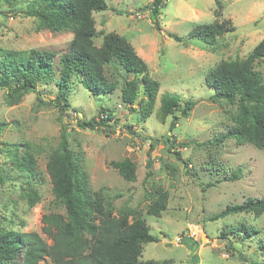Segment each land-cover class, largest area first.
Listing matches in <instances>:
<instances>
[{"label": "rangeland", "instance_id": "rangeland-1", "mask_svg": "<svg viewBox=\"0 0 264 264\" xmlns=\"http://www.w3.org/2000/svg\"><path fill=\"white\" fill-rule=\"evenodd\" d=\"M105 1L106 9L92 14L95 28L125 37L146 62L149 76L159 83L152 113L142 119L137 111H129L120 99L119 86L110 93L92 94L81 82L74 81L69 92L71 106L64 113L53 104L37 101L55 97L54 81L37 86L38 92H27L12 103L0 89V121L5 123L0 130V228L35 231L50 243L42 231V216L63 209L54 201L45 164L64 130L70 147L81 152L90 189L103 188L104 201L111 203L115 215L123 208L138 210L150 233L158 237L156 242L144 243L142 260H170L169 264L264 263V212L259 216L242 212L209 219L227 205L239 204L248 197L264 199V150L232 138L215 143L214 138L232 124L229 115L236 108L213 101L215 90L205 83L211 67L221 60L244 59L264 37V0H218L221 7L215 0H164L155 20L145 10L153 0ZM27 3L0 0V48L47 49L59 57L72 33L38 29L36 19L22 13ZM216 10L220 12L217 17ZM214 19H229L233 30L212 43L188 36L195 25ZM168 33H175L187 44L175 41ZM94 42L98 45L101 37ZM255 68L264 76V60L255 63ZM123 76L119 72V84ZM165 92L178 94L181 103L195 102L188 116L178 118L171 130L172 115L164 122L159 115L160 98ZM102 109L111 116L104 122L108 126L89 129L78 125L79 118L101 122ZM167 135H171L169 139ZM26 147L35 157L36 175L25 180L11 158ZM124 158L136 165L133 181L122 178L111 166L112 161ZM233 171L238 179L223 180ZM159 189L168 192L166 209L160 217L147 215V204ZM31 201L34 204L30 205ZM240 222L259 233L243 241L235 234L220 236ZM187 230L192 234L190 243ZM229 239L236 248L233 256L224 246ZM38 264L54 263L45 258Z\"/></svg>", "mask_w": 264, "mask_h": 264}, {"label": "trees", "instance_id": "trees-1", "mask_svg": "<svg viewBox=\"0 0 264 264\" xmlns=\"http://www.w3.org/2000/svg\"><path fill=\"white\" fill-rule=\"evenodd\" d=\"M163 4L164 0H153L145 6L151 20H155ZM215 4L221 7L218 0H215ZM106 7L105 0H28L22 13L34 17L38 29H47L53 33L70 32L72 37L67 49L59 57L56 52L47 49L0 48V89L6 91L7 101L15 102L23 94L37 91V86L54 81L55 97L48 101L38 98L37 101L43 105L53 104L64 113L71 106V85L78 81L92 94L110 93L119 86L120 99L129 111H137L142 119L150 116L159 83L149 76L146 62L125 37L113 31L96 30L92 14ZM214 15L217 17L220 12L216 10ZM232 30L229 19H214L212 22L195 25L188 36L212 43L216 37ZM168 35L175 41L187 44L175 33ZM97 37H101L98 45L94 42ZM261 60H264V37L244 59L221 60L207 71L205 83L215 90L211 96L213 101L225 102L236 108L229 115L232 124L223 134L214 138L216 144L232 138L239 144L250 143L264 150V76L255 68V63ZM119 72L124 74L120 84L118 79L121 78L117 77ZM194 105L192 100L181 103L178 94L165 92L161 95L159 105L161 121L164 122L168 115H172L171 130L178 118L188 116ZM104 110L101 112L104 113ZM103 115L101 122L79 118L78 125L89 129L106 125L104 122L111 116L106 113ZM4 124L0 121V130ZM170 136L167 135V139ZM11 159L21 177L25 180L35 177L36 160L29 147L20 155L14 152ZM111 166L125 180H135L136 165L131 159L112 161ZM45 170L50 179L54 201L63 209V212L55 211L42 216V231L50 243L35 231L0 228V264H38L45 258L54 264L171 262L142 260L144 243L156 242L158 237L150 233L149 225L138 210L123 208L115 215L111 203L104 201L103 188L96 191L90 189L81 152H75L70 147L64 130L60 131L56 146L47 154ZM238 178L239 175L233 171L224 176L223 180L233 181ZM31 195L37 198L36 194L28 193V196ZM167 198V191L157 190L147 204L146 214L160 217L166 209ZM32 204L34 201L30 202ZM242 212L261 215L264 212V199L248 197L239 204L227 205L209 219ZM258 233V229L240 222L229 226L220 236L229 238L230 234H235L239 241H243ZM224 246L227 253L232 256L236 254L230 239ZM242 259L247 261L245 257Z\"/></svg>", "mask_w": 264, "mask_h": 264}, {"label": "crops", "instance_id": "crops-1", "mask_svg": "<svg viewBox=\"0 0 264 264\" xmlns=\"http://www.w3.org/2000/svg\"><path fill=\"white\" fill-rule=\"evenodd\" d=\"M186 238H188V242H189V243L192 241V240H191L192 237H189V236H188V237H186Z\"/></svg>", "mask_w": 264, "mask_h": 264}, {"label": "built area", "instance_id": "built-area-1", "mask_svg": "<svg viewBox=\"0 0 264 264\" xmlns=\"http://www.w3.org/2000/svg\"><path fill=\"white\" fill-rule=\"evenodd\" d=\"M187 235L190 236V235H192V234L187 230ZM190 237H191V236H190Z\"/></svg>", "mask_w": 264, "mask_h": 264}, {"label": "water", "instance_id": "water-1", "mask_svg": "<svg viewBox=\"0 0 264 264\" xmlns=\"http://www.w3.org/2000/svg\"><path fill=\"white\" fill-rule=\"evenodd\" d=\"M216 243H217V244H219V243H220V241H218V240H217V242H216Z\"/></svg>", "mask_w": 264, "mask_h": 264}, {"label": "clouds", "instance_id": "clouds-1", "mask_svg": "<svg viewBox=\"0 0 264 264\" xmlns=\"http://www.w3.org/2000/svg\"><path fill=\"white\" fill-rule=\"evenodd\" d=\"M188 236V235H187ZM190 237V236H189ZM179 240V239H178Z\"/></svg>", "mask_w": 264, "mask_h": 264}]
</instances>
